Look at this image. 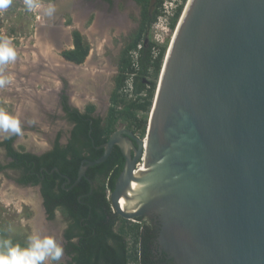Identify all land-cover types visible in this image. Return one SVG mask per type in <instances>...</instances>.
<instances>
[{
    "label": "water",
    "instance_id": "water-1",
    "mask_svg": "<svg viewBox=\"0 0 264 264\" xmlns=\"http://www.w3.org/2000/svg\"><path fill=\"white\" fill-rule=\"evenodd\" d=\"M186 4L148 115L145 167L131 190L139 206L117 205L142 153L130 130L116 129L98 158L82 160L75 182L114 145L124 154V133L137 148L109 193L117 214L157 218L176 264H264V0Z\"/></svg>",
    "mask_w": 264,
    "mask_h": 264
},
{
    "label": "trees",
    "instance_id": "trees-1",
    "mask_svg": "<svg viewBox=\"0 0 264 264\" xmlns=\"http://www.w3.org/2000/svg\"><path fill=\"white\" fill-rule=\"evenodd\" d=\"M135 2L139 6L138 24L126 38L118 58L105 118H93L91 126L89 119L83 120L92 111L91 105L80 117L70 113L69 117L76 124L68 143L59 145L56 137L53 147L41 154L15 149L13 136L0 140V147L11 159L0 164V170H18V183L38 185L46 217L53 219L58 210L66 222L63 237L68 259L58 264H176L160 241L161 226L157 218L141 215L132 221L112 208L109 193L126 161L117 145L105 160L87 166L85 176L75 182L81 161L96 159L103 153V147L95 149V146L104 144L119 122L138 132L140 137L144 134L147 118L137 116V112L146 114L150 110L166 51L165 45L155 44L148 36L151 24L162 14L163 0ZM185 2L181 0L174 7L169 23L171 29ZM71 38L72 48L61 51V56L75 64L82 63L88 45L77 30H72ZM129 81L133 97L126 99ZM54 167L58 171L52 170ZM65 176L70 178L69 183Z\"/></svg>",
    "mask_w": 264,
    "mask_h": 264
},
{
    "label": "rangeland",
    "instance_id": "rangeland-1",
    "mask_svg": "<svg viewBox=\"0 0 264 264\" xmlns=\"http://www.w3.org/2000/svg\"><path fill=\"white\" fill-rule=\"evenodd\" d=\"M92 1L94 0H37L42 8L49 4L56 5L55 11L60 10L58 17L41 15L40 9L33 12L26 11L23 0H12L8 7L0 9V37L10 38L16 51L15 61L9 62L3 68L5 74L14 75L16 85L12 82L11 86L0 88V109L18 118L22 130L20 135L0 133V140L5 135L13 136L12 144L15 149L29 152L45 151L51 147L56 133L59 134V141L64 142L68 124L57 100V95L64 84L70 90L68 97L78 101V94L81 93L94 96V91L97 90L93 82L96 81L106 98L103 106H107V96L114 85L117 51L136 28L138 8L131 0H119L123 3H118L116 0L115 7L117 5L124 20L103 27L97 19L99 14L97 8L84 11V6ZM180 3L181 0H163L162 14L150 26L149 39L157 45H165L166 50L176 27V25L174 29L169 27L170 16L174 7ZM185 5L186 2L182 4V10ZM38 15L41 19H37ZM122 17H116L114 21H119ZM66 27L70 38L72 30H77L89 47L88 56L82 62L83 67L77 69L73 66L75 71L72 66H65L64 69L56 62V58L61 56V51L70 47L64 45L63 39L54 41L53 35L58 31L61 33ZM36 33H39L42 39L39 40L44 47L43 51H40L38 46H34L37 45ZM70 44H72L71 39ZM46 48L48 50H45ZM89 72L96 73L97 80H84ZM131 97L133 95L127 90L126 99ZM148 115L149 112L146 114L137 112V116H146L147 120ZM123 125V122H119L116 128L120 129ZM146 130L147 127L141 138L145 137ZM123 146H127L126 142H123ZM7 161L4 148L0 147V164H6ZM139 170L140 168L135 172ZM17 176L18 173L13 169L0 170V237L11 238L21 248H27L31 243L30 237L35 235L34 225L40 222V231L64 247L63 230L66 222L62 214L57 210L54 218L48 219L38 187L16 183ZM15 203L20 207H16ZM66 259L63 254L59 262H65ZM59 262L45 260L44 264Z\"/></svg>",
    "mask_w": 264,
    "mask_h": 264
},
{
    "label": "clouds",
    "instance_id": "clouds-1",
    "mask_svg": "<svg viewBox=\"0 0 264 264\" xmlns=\"http://www.w3.org/2000/svg\"><path fill=\"white\" fill-rule=\"evenodd\" d=\"M26 11L33 12L42 7L37 0H23ZM12 0H0V9L8 7ZM55 12V6L49 4L43 9L44 16H52ZM41 19V16H37ZM16 51L12 46L11 39L4 36L0 37V88L10 85L14 77L5 74L4 66L9 62L15 61ZM21 123L16 117L8 115L0 109V133L10 135H20ZM5 139L9 135L4 136ZM31 243L27 248H21L18 243H14L11 238L0 237V264H44L45 260L59 262L64 254V249L52 237L46 236L41 239L39 236L30 237Z\"/></svg>",
    "mask_w": 264,
    "mask_h": 264
},
{
    "label": "flooded vegetation",
    "instance_id": "flooded-vegetation-1",
    "mask_svg": "<svg viewBox=\"0 0 264 264\" xmlns=\"http://www.w3.org/2000/svg\"><path fill=\"white\" fill-rule=\"evenodd\" d=\"M115 1L116 0H94V1L90 2V4H86L84 6L85 7L84 11H86L87 9H90V8H95V9L97 8L99 10V14H98V17H97L99 23L101 24V26L103 25V27H104V25L108 26V25H110L109 23L120 22V21L124 20V16L118 11L117 5L115 7V4H116ZM122 1L118 0L117 2L118 3L119 2L123 3ZM131 1L138 8V18H137V24H138L139 6L135 2V0H131ZM116 17L117 18L118 17H122V18L119 21H114V18H116ZM137 24H136V27H137ZM71 43H72V38H71ZM87 45H88V43H87ZM70 48H72V47H70ZM70 48H67V49H70ZM122 49H123V46L117 51L116 61H115L116 73H117L118 58L120 56V53H121ZM63 50H65V49H63ZM88 51H89V47H88ZM87 56H88V52H87V55L85 56L84 60L86 59ZM66 61H68V60H66ZM73 64H75V63H73ZM79 64H82V63H79ZM79 64H75V65H79ZM82 77H84V76H82ZM97 78H98V75H96V73L92 72V73H89L88 75H86L84 80H88V79L97 80ZM113 81H114V78H113ZM84 82H86V81H84ZM93 84L96 85V90H97V91H94V96H91V94H83V93H81V94H78V96H79V100L78 101H77V99L73 100V99H70L68 97V95H69L68 91L70 92V90L67 88V86H65V84L61 86V90L59 91V93L57 95V100H58V106L60 107V110L63 113L65 122L68 124V129H67V134H66V138H65L64 142H60L59 141V137H58L59 134L56 133V136L52 140L51 147L49 149H51L53 147V145L55 143V140H56V137L58 138V144L59 145H65V144L68 143V140H69V138L71 136V132H72V130H73L75 124H76L75 120H73V119H71L69 117L70 113L73 112L75 114H78V116L80 117L81 115H84V114L87 113V107L91 105V106H93L92 111H90L88 113L89 115H87V116L85 115L83 117V120H88L89 119V123L88 124L91 126V122H92L93 118L100 117L102 120L105 118V116L107 114V111H108V108L110 106V95H111L112 90L109 92V94L107 96V102H108L107 106H103L104 105V101H105L106 98L103 95V93L101 92L100 86L98 85V83L96 81H94ZM113 87H114V85H113ZM146 127H147V124H146ZM120 129L130 130V129L125 127V124ZM130 131L132 132L134 137L141 138L139 136V134H137L136 132H133L132 130H130ZM146 132H147V130H146ZM122 137L127 140V143H126L127 146L124 149L125 153L123 155L126 156V158L127 157L128 158H132L135 155V153H136V148H137L136 142H135L134 138H131V137H129L128 135H126L124 133L122 134ZM141 139H143L144 145L142 147V153L139 155V158H138V161H137L138 163H136L138 165L134 168V170H136L138 168L141 169V168H143V165H144V163H141V162H143V159H144V155H143L144 154V149H145L144 147L147 146V139H146V137L141 138ZM116 145L121 149V151L123 153L122 148L118 144H116ZM100 147H103V144L100 145V146H95V149H98ZM49 149H47V150H49ZM47 150H45V151H47ZM31 153H33V152H31ZM6 157L8 158V161L6 163H8L11 159L7 155H6ZM8 169H12V168H8ZM13 170H15V169H13ZM15 171L19 175V171L18 170H15ZM16 183H18V182L16 181ZM19 184H21V183H19ZM21 185H27V184H21ZM32 186H37L38 189H39L38 185H32ZM64 242H65V240H64ZM63 249H64V247H63ZM64 254H65V252H64ZM65 256H66V254H65ZM67 259H68V257H67Z\"/></svg>",
    "mask_w": 264,
    "mask_h": 264
},
{
    "label": "bare ground",
    "instance_id": "bare-ground-1",
    "mask_svg": "<svg viewBox=\"0 0 264 264\" xmlns=\"http://www.w3.org/2000/svg\"><path fill=\"white\" fill-rule=\"evenodd\" d=\"M187 4H188V2H187ZM185 5V8H184V11H185V9H186V7L188 6V5ZM55 7H56V5H55ZM46 8V7H45ZM57 8V7H56ZM43 9L44 8H40V13H41V15H43ZM184 13V12H183ZM45 18V17H44ZM57 22V21H56ZM178 22V21H177ZM46 23V22H45ZM177 25V24H176ZM55 26V25H54ZM59 32V31H58ZM54 33V35L53 36H55V39H54V41L55 40H57V39H63V42H65L64 43V45L66 46V47H71L72 45L70 44V34L68 33V28L66 27L65 28V30L63 31L62 30V32H64L63 34H62V32L61 33ZM49 36V35H48ZM36 39H37V41L35 42L37 45H34L35 47L36 46H38L39 48V50L40 51H43L44 50V47H43V45L41 44V42H40V40H42L41 38H40V35H39V33H36ZM40 39V40H39ZM46 40V39H45ZM50 46H52V44L50 45ZM50 46H47L48 48L50 47ZM37 49V50H38ZM51 49V48H50ZM170 49V48H169ZM45 50H48L47 48L45 49ZM56 51V50H55ZM48 56V55H47ZM47 58V57H46ZM89 59V57L87 58V60ZM87 60L85 61V62H87ZM56 62L63 68L64 67V69H66L65 68V66H72V69H73V66H76L77 67V69L79 68V67H83V64H79V65H75V64H73L72 62H70V61H66V60H64L61 56H58L57 58H56ZM34 63V62H33ZM86 64V63H85ZM53 66V65H52ZM57 66V65H56ZM68 66V67H69ZM94 66V65H93ZM62 68H59V69H62ZM11 69V68H10ZM68 69V68H67ZM88 69V68H87ZM14 70V68H12V71ZM74 70V69H73ZM35 71V70H34ZM75 71V70H74ZM87 71V70H86ZM89 71V70H88ZM14 72V71H13ZM90 73V72H89ZM92 73V72H91ZM12 76L14 77V75L12 74ZM16 79V78H15ZM17 80V79H16ZM26 81V80H25ZM38 81V80H37ZM13 82H14V79H13ZM22 82V81H21ZM14 84L16 85V83L14 82ZM15 85H13V86H15ZM10 86H11V84H10ZM18 89H20V88H18ZM23 89V88H22ZM12 91V90H11ZM17 91V90H16ZM22 91V90H21ZM32 105V104H31ZM32 114V113H31ZM33 115V114H32ZM143 145H144V142H143ZM147 146H148V140H147ZM147 146L146 147H144V148H147ZM144 157H145V155H144ZM144 167H145V164L143 165V168H141L139 171H137V172H135V170L133 169L132 170V174H131V178H130V180L128 181V183H127V185H126V187H125V189L123 190V192L122 193H120V195L118 196V199H117V205L123 210V211H126V212H131V211H134V209L137 207V206H139V204H137V203H135L134 202V200L132 199V196H131V190H132V188H133V186H134V184H135V182H136V180H137V178L139 177V175H140V171H142L143 169H144ZM139 172V173H138ZM138 174V175H137ZM2 201H5V200H2ZM13 203V202H12ZM16 204V207H20L19 206V204L18 203H15ZM39 224V225H38ZM34 229H35V235L36 236H39L41 239H43L44 237H46L45 235L46 234H44V232L42 233L41 231H40V229H41V227H40V222H36L35 223V225H34Z\"/></svg>",
    "mask_w": 264,
    "mask_h": 264
},
{
    "label": "built area",
    "instance_id": "built-area-1",
    "mask_svg": "<svg viewBox=\"0 0 264 264\" xmlns=\"http://www.w3.org/2000/svg\"><path fill=\"white\" fill-rule=\"evenodd\" d=\"M130 89H131V86H130V81L129 82H127V89H125L126 91L128 90L129 92H130ZM138 164H136V166H137Z\"/></svg>",
    "mask_w": 264,
    "mask_h": 264
}]
</instances>
